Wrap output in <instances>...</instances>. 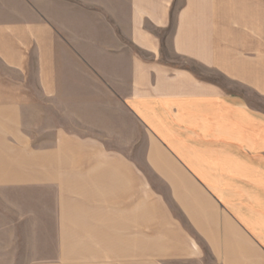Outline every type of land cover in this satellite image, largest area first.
I'll return each mask as SVG.
<instances>
[{
    "label": "crops",
    "instance_id": "0c3cea01",
    "mask_svg": "<svg viewBox=\"0 0 264 264\" xmlns=\"http://www.w3.org/2000/svg\"><path fill=\"white\" fill-rule=\"evenodd\" d=\"M235 17L212 0H0V169L58 185L97 263L264 264V64ZM36 103L75 105L81 129L36 145Z\"/></svg>",
    "mask_w": 264,
    "mask_h": 264
},
{
    "label": "rangeland",
    "instance_id": "374dc122",
    "mask_svg": "<svg viewBox=\"0 0 264 264\" xmlns=\"http://www.w3.org/2000/svg\"><path fill=\"white\" fill-rule=\"evenodd\" d=\"M212 1L226 11L229 20H236L235 16L243 19L242 25L228 24V33L243 34L244 42L249 47H256L258 41L261 62L264 64V0ZM31 84L34 85L35 81ZM84 84L90 85L88 79L85 78ZM90 92V89H84V94ZM33 98L36 102L43 101L38 92ZM64 107V112H60L59 103H36L26 107L24 125L34 133L36 145L59 140L58 136L53 135L54 131L47 129L60 125L70 131L81 129L77 127L76 106ZM87 107L84 106L80 114V125L84 126L85 131L92 123ZM70 139L75 142V138ZM87 157L91 158V154ZM12 171L0 169V180L17 182L0 183V264H101L97 261H107L106 257L94 259V250L84 248L81 237L75 232V216L68 215L58 200V185L35 183L34 180H40L37 177L28 180L26 170L21 171L24 172L21 176L17 177L16 173L12 177V173H9Z\"/></svg>",
    "mask_w": 264,
    "mask_h": 264
}]
</instances>
